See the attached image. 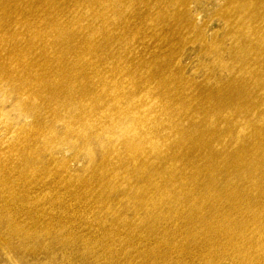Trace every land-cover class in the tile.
<instances>
[{"label":"bare ground","instance_id":"6f19581e","mask_svg":"<svg viewBox=\"0 0 264 264\" xmlns=\"http://www.w3.org/2000/svg\"><path fill=\"white\" fill-rule=\"evenodd\" d=\"M104 1L0 0V79L5 74L16 90L19 109L48 133L59 125L57 145L94 141L99 152L90 181L62 184L53 175L45 181L47 166L32 168L40 149L29 141L31 131L0 142V249L20 264H159L160 255L174 252L192 257L179 264H264V0H222V44L228 50L231 43L238 75L229 80L231 91L213 85L210 75L212 85L203 84L198 97L174 82L179 77L142 75L141 66L154 60L141 38L137 56L125 47L119 55L125 61L116 64L93 23L100 17L102 33L107 27ZM143 1L147 10L155 0ZM193 102L216 108L203 111ZM227 133L239 145H228ZM29 170L38 186L21 185ZM121 184L117 199L134 204L132 217L110 208ZM167 188L186 212L162 209ZM174 217L186 227L166 225ZM184 237L186 246L179 242Z\"/></svg>","mask_w":264,"mask_h":264},{"label":"rangeland","instance_id":"374dc122","mask_svg":"<svg viewBox=\"0 0 264 264\" xmlns=\"http://www.w3.org/2000/svg\"><path fill=\"white\" fill-rule=\"evenodd\" d=\"M130 0H105L103 6H105L107 12L102 16L107 20V27L104 28L103 36L101 30L100 17L97 24L96 18L93 23L98 28V44L101 46H107L106 49L112 54H116V64L120 65L125 61V57L119 56L123 48L129 47L132 50L131 55L137 56L139 49L141 51L140 43L138 39L141 38L140 42L148 43L149 46H145L148 52L145 55H149L148 58L153 59L152 62H147L143 67L141 66L142 75L145 78L150 79L152 72L156 75H163L164 77H179L180 79H174L177 84L185 83L189 87L188 91H192V95L196 97L201 95L203 92L202 85L209 88L212 83L213 85L221 86L226 91L232 90V84L230 79H235L238 75L233 70L235 64H237L236 55L230 53L231 43L228 42L227 47L222 44L224 38L225 24L219 19L220 3L222 0H183L182 5H179V0H155L151 2L147 10H143V0H133L131 6L125 8V5ZM86 9L82 13H86ZM114 13V15H112ZM98 15V11H97ZM149 15L152 16V20H149ZM99 16V15H98ZM166 17L164 19L163 17ZM88 21H84L83 25H87ZM105 24V25H106ZM161 30V37L159 35ZM149 37L143 39L144 32ZM21 37V36H20ZM6 38V37H5ZM105 39L106 41H102ZM167 40V41H166ZM12 44L4 42L1 44ZM144 44V45H145ZM206 44L214 45L213 47H207ZM2 45H0L1 47ZM5 49L2 50L5 52ZM136 50V52H135ZM144 55V56H145ZM235 56V61L233 56ZM143 56V55H142ZM220 57L222 61L219 63L217 58ZM113 58V57H112ZM175 61V62H174ZM123 65H126L124 63ZM174 70V74L171 70ZM5 74L0 79V142H14L19 141L18 135L22 131H31V135L28 137L31 143H35L34 147L39 148V157L33 161L32 168H45L47 166L50 176L45 180L47 181L53 176L59 178L62 184L71 183V180H81L78 183H82L87 179L90 181L92 176H87L88 168L91 165L93 159H98L99 152L98 148L94 145V141L90 144L80 145L69 144L59 146L56 143L59 141L62 132H59V125H53L49 129H40L36 126L33 116L19 109L21 107L20 97L14 92L13 87L10 83L4 79ZM212 75L211 82L208 77ZM162 79V78H160ZM232 82V81H231ZM164 85V80L163 84ZM247 86H242L239 91H243ZM241 93V92H240ZM146 94V93H145ZM180 101L181 99H176ZM243 101V97L240 98ZM19 102V107L17 103ZM30 105L31 102H26ZM193 108L203 107V111H211L216 108L215 103L212 102L211 107L207 104L197 105L196 102L192 104ZM195 121H202V118L198 115H194ZM260 127V126H258ZM33 130H38L33 132ZM52 134L54 138H49V134ZM55 134H57L55 136ZM243 138L244 133H239L238 138ZM237 138L233 137L230 133L225 134V142L230 145L231 141H234V145H239ZM86 147V150L83 148ZM55 167L52 169V165ZM44 165V166H41ZM28 171V181L23 182L21 185L29 187L32 185H39L34 179L36 173L31 174ZM217 175V174H216ZM123 177L126 174L122 175ZM242 178H238L241 182ZM47 185V182H45ZM95 189V182H94ZM189 185H187L188 187ZM123 184L116 185L112 191L113 196L109 201L110 208L117 207V212L128 217H132L134 214L128 212L134 204L132 202L128 204H122L121 200L117 199ZM102 187L99 186V191ZM165 193L170 194L168 198L162 203V209L168 210L173 209L174 211L180 210L182 213L186 212L189 207L180 202V198H175L171 194V188H167ZM151 200L158 201L157 197L153 195L148 196ZM146 216L148 212L145 211ZM149 220H155L151 218ZM238 221H242V218H237ZM156 224H159L156 221ZM172 228L186 227L184 219L180 217L166 218V225H171ZM182 233L187 235L192 233V229H181ZM192 241V238H190ZM181 245H187V238L184 237L179 241ZM193 243V241H192ZM194 247V244H193ZM173 254V255H172ZM198 253H194L197 255ZM204 258L210 257V251L201 253ZM190 256L184 254L179 256L177 252L171 254H162L158 258L159 264H173L178 263L180 259L191 260ZM199 257V256H198ZM221 259V256L217 257ZM223 263L231 264L229 259H221ZM35 262V261H32ZM192 263V262H190ZM0 264H20L17 258L12 255L9 251L6 252L0 249ZM179 264V263H178Z\"/></svg>","mask_w":264,"mask_h":264}]
</instances>
